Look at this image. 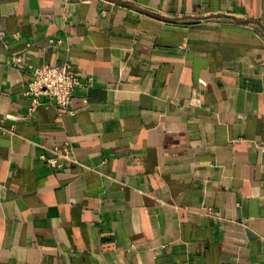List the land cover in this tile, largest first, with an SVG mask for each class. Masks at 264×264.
Segmentation results:
<instances>
[{
  "label": "crops",
  "instance_id": "1",
  "mask_svg": "<svg viewBox=\"0 0 264 264\" xmlns=\"http://www.w3.org/2000/svg\"><path fill=\"white\" fill-rule=\"evenodd\" d=\"M0 30V264H264V0H1ZM63 62L90 86L29 117Z\"/></svg>",
  "mask_w": 264,
  "mask_h": 264
},
{
  "label": "built area",
  "instance_id": "2",
  "mask_svg": "<svg viewBox=\"0 0 264 264\" xmlns=\"http://www.w3.org/2000/svg\"><path fill=\"white\" fill-rule=\"evenodd\" d=\"M1 1V0H0ZM4 35V31L0 30V36ZM13 63L19 65L21 58L13 57ZM32 78L28 84L26 94L32 98L33 106L28 112V116H32L35 108L44 100L54 101L62 110L72 112L73 95L78 88H87L90 86V80H84L73 68L70 62L63 63H45L31 67ZM5 132V131H3ZM55 156L47 158L41 155L42 159H46L53 168H61L64 162L61 157H66L71 148L66 142L62 149L54 150ZM182 264V263H180Z\"/></svg>",
  "mask_w": 264,
  "mask_h": 264
}]
</instances>
